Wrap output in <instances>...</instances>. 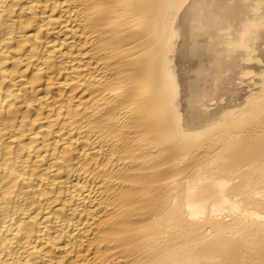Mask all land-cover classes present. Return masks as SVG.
Returning <instances> with one entry per match:
<instances>
[{
    "label": "bare ground",
    "instance_id": "1",
    "mask_svg": "<svg viewBox=\"0 0 264 264\" xmlns=\"http://www.w3.org/2000/svg\"><path fill=\"white\" fill-rule=\"evenodd\" d=\"M0 264H264V0H0Z\"/></svg>",
    "mask_w": 264,
    "mask_h": 264
}]
</instances>
